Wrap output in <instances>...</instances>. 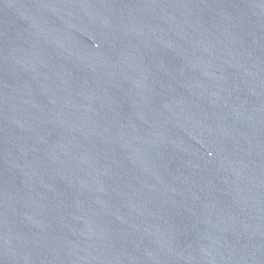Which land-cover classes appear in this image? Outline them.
Listing matches in <instances>:
<instances>
[{
  "label": "water",
  "instance_id": "water-1",
  "mask_svg": "<svg viewBox=\"0 0 264 264\" xmlns=\"http://www.w3.org/2000/svg\"><path fill=\"white\" fill-rule=\"evenodd\" d=\"M0 264H264V0H0Z\"/></svg>",
  "mask_w": 264,
  "mask_h": 264
}]
</instances>
